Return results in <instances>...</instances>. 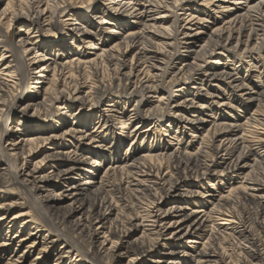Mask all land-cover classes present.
<instances>
[{
  "label": "bare ground",
  "instance_id": "bare-ground-1",
  "mask_svg": "<svg viewBox=\"0 0 264 264\" xmlns=\"http://www.w3.org/2000/svg\"><path fill=\"white\" fill-rule=\"evenodd\" d=\"M202 2L213 6L214 17L194 5ZM211 22L216 23L206 32ZM14 23L22 25L13 42ZM112 23L110 35L104 36ZM56 30L62 36L47 41ZM205 32L203 42L194 45ZM69 36L85 43L84 48L60 60ZM258 52L264 56V0H7L0 8V165L14 175L12 182L0 177L1 186H21L42 219L48 214L62 221L74 218L70 227L77 235L54 222L49 227L66 241L59 258L73 250L86 258L73 264H264V112L255 109L244 116L235 111L264 106V80L258 75L264 64ZM246 57L254 63L241 78L237 70ZM257 65L260 73L252 70ZM216 83L224 84V95L205 88ZM189 85L194 96L176 94ZM207 97L211 103L202 102ZM155 98L158 103L150 107ZM133 100L125 123L119 113ZM75 105L87 112L84 119L83 113L78 117L80 127L55 130ZM168 113L174 115L165 117ZM209 116L214 126L192 151V141L207 128ZM228 116L232 119L225 121ZM93 117L105 130L126 137L145 136L173 118L180 130L166 133L168 142L160 153L125 152L123 165L109 166L94 187L102 165H94L91 155L56 148L69 138L95 146L87 131ZM8 118H18L16 125L5 128ZM20 118H38L39 123L25 129ZM51 118L54 122L47 124ZM129 123H134L132 129ZM256 126L261 129L254 132L253 144L250 132ZM189 133L188 143L182 142ZM239 170L241 180L231 182ZM117 174L116 191L127 195L131 185L138 199L153 198L143 206L144 213L116 211L118 203L103 178ZM187 177H216L234 185L216 202L213 193L197 191L213 206L190 209L188 199L195 191H183ZM6 192L0 189V197ZM239 203L243 215L236 210ZM12 207L13 202H0V221L13 223L22 215L29 217L21 225L34 221L29 212L10 218ZM42 226L49 224H37L30 233L37 234ZM199 230H204V239L194 241L199 244L193 251L182 249ZM126 255L128 260L121 263Z\"/></svg>",
  "mask_w": 264,
  "mask_h": 264
},
{
  "label": "rangeland",
  "instance_id": "rangeland-1",
  "mask_svg": "<svg viewBox=\"0 0 264 264\" xmlns=\"http://www.w3.org/2000/svg\"><path fill=\"white\" fill-rule=\"evenodd\" d=\"M6 1L7 0L3 1L0 8L5 6ZM198 3L197 4L195 3L194 5L199 7V9L208 10V11H211V13L213 12V6L208 5V3H206V2H204L205 5L203 4V2H202V4L201 3L198 4ZM211 8H212V10H211ZM10 9L12 10L13 7ZM212 14H213V17L216 15L215 12H213ZM215 23L211 22V24L209 26L204 28L205 31L210 32L213 29ZM21 25H22V23H20V24L14 23L12 25L10 35H11V40L13 42L18 39V32H19L18 30H19ZM115 25L113 23L109 24V26H111V27L105 29V33L103 31L104 36L110 35V32L108 30L110 28H112V26H115ZM92 29L94 31H97L96 27L92 28ZM98 30H100V29H98ZM56 32L57 33H55V34H51L46 40L50 41L53 38H56V37L60 38L62 36V31L56 30ZM206 32H205V34H202L201 38L197 39V41L194 43V45H198L199 43L203 42V40L207 34ZM97 33L101 34L102 32L98 31ZM103 34H101V35H103ZM67 41H68V43H67L68 46L66 48V51H61V50L59 51L60 54H63L62 56H60V58H61L60 60H62V59L64 60L68 56H73L74 54L78 53L79 51H81L84 48L85 43H83L81 41H77V39L73 36L67 37ZM6 44H9V43H6ZM195 47H197V46H195ZM69 52H74V53L72 54ZM257 55H256V57L258 59L260 56H263L262 52H258ZM260 58H261L260 62L264 64V56L260 57ZM251 63H254V62H253L252 58H248V57L244 58L241 64L239 63V65H241V66H239L237 72H238V75L241 76V78L244 77V75L246 73H248V69L251 68ZM255 69L257 71H254V72L260 73V67L258 65L253 67L252 70H255ZM104 75L106 78L109 77L107 72H105ZM258 75H260V77L264 80V71H261V73ZM246 78H248V76H246ZM93 80H94L93 78L90 79V81H93ZM54 82L55 81L52 78V80L50 82V86L53 85ZM45 86H47V84ZM172 87L174 89L177 86L175 84V86H172ZM43 88L40 89L41 93H43V90H44ZM205 88H209V90H211L213 93H221V95H224V88H225L224 84H221V83L217 84L216 83V85L213 87L205 86ZM227 91H229V90H227ZM195 93H196V91L194 90V88L190 87V85H189V87H187V89H184V91H179L176 94H179V95L180 94H188L190 96H194ZM196 96H198V95H196ZM206 100H207V103H211L210 101H212V99L207 97V99H202V102H206ZM157 103H158V101L155 98L154 101L151 104H149V106L153 107ZM134 104H135V102L133 100L126 105V108L123 109V111L121 108V112H123V113H119V114L123 115V116H121V120L123 122L126 123L129 120L128 117L130 115H132L131 113H133L132 108H133ZM234 104L236 105L237 103L234 102ZM260 108H258V106L256 104H253L250 107V109L247 110V112H245V111L243 112L241 110H235V111L239 112V114L242 113V115H244V116H248V115H250V114H248V112L252 113L255 109H259L263 113L264 112V106H262ZM63 109H64L63 106L61 108H59V110H58L59 113ZM32 111H33V109H31L29 111V113H31ZM80 113L81 114L83 113L82 118L84 119V115H86V113H87L86 110L79 109V105L73 106L72 109L70 110V115L67 118V120H64L63 122L61 121V123H59V125H57L53 128H55V130H58L60 132L68 126L73 125L74 127H80V124H79L80 122L78 123V117H79V115H81ZM172 115H174V113H168V114H165V117L166 116H172ZM213 116L208 117V119L210 121L207 123V128L204 130V132L202 134H200L201 136H199V137L197 136L195 138L193 137L195 139V141L194 142L192 141V143H193V148H192L193 150L192 151H194L197 148L199 142L202 141L201 140L202 135L204 133H206V131L209 128H210V130L213 128V126H214L212 123V120L214 119ZM159 117H161V115ZM85 118H86V116H85ZM230 119H232V118H230V116H228L224 120L230 121ZM17 120H18V118H16L15 120L8 118L4 123L5 128H8L9 126L16 125ZM21 120H22V122H24V123H22L23 128L27 127L28 124L33 123V122L35 125L39 123L38 118H37V120H33L31 122L25 121L26 119H24V118H22ZM54 120L55 119H52V118L49 119L47 121V124L53 123ZM243 120H245V119L243 118ZM98 121H99V118H97V117H93V119L91 118L88 121L89 125H88L87 131L90 134V137L95 139V146L94 145L93 146L85 145V144L83 145L81 143V141L76 140V139H72V138H69L72 141H70L69 139H66V140H63L61 142V144L58 142L56 145V148H58L59 150L74 149V150H77L78 152L86 154L88 156L91 155L95 159V162H94L95 164L93 163L94 165H97L98 163H100L102 165L101 167L99 166L97 171H96L97 175H96V181H95L94 187H96L100 184V177L103 176L104 171L107 168H109V166L123 165L122 163H123V161H125V156H126L125 152H127L128 154H131V153L139 152V151L144 149L145 152H151L155 155L157 153H160L161 148H163V146L166 144V141L168 138L166 133L176 134L175 132L177 130H180L177 127L178 121L173 118V120L170 122L169 125L167 124L166 126H163L161 128L159 127L156 130H152L149 134H146L145 136L141 135V137L136 138L135 135H132V136L126 137V135L120 136L118 133H114L113 131H108L107 129L105 130V128L103 127L104 126L103 122L100 121L98 123ZM40 122H42V120H40ZM118 124H119V126H121V124H123V123L119 122ZM133 124L129 123L128 126L129 127L131 126V129H132ZM35 125H33V127ZM256 128H258V127L257 126L253 127L251 130L253 133L252 132H250L251 134L249 133L251 136V139H253L252 137L256 136V133H254V132H256V131L258 132L261 129L260 127H259L260 128L259 130ZM129 130L130 129L127 128V130L125 131V134H128ZM118 131L121 132L122 129L120 128ZM253 134H254V136H253ZM207 137L204 135V138H207ZM122 138L124 139V141L121 140ZM204 138H203V140H204ZM190 139H191L190 133H189V135L186 134L183 137L182 142L188 143V140H190ZM251 143L255 144L256 139L251 140ZM87 147H90L92 151L91 152L87 151ZM162 159H163L162 162L165 163V159L164 158H162ZM2 167H4V165H0V177L1 178L4 177V178L8 179V181L12 182L13 181L12 180L13 172L7 171V174H6V172L3 171ZM241 174H242V170H239V172L234 175V179H232L231 182H234V180H241V178H240ZM118 177L119 176L117 174V176L115 175L112 178H110L109 180L103 178V185L106 187V189H108V191L111 194H113L114 199L118 203V205H117L118 209L116 211L121 212L122 214H128L132 209L133 211L140 210L141 212L144 213V211L142 210L143 206L145 205V203H147V204L149 203V205H151L152 203H150V201H152L153 198L148 197V196H144L141 199H138L137 197H135L133 195L134 190L132 189L133 186H131V185L128 187L129 193L127 195H124V194L116 191L114 189V184H116L119 181V179L117 180ZM1 184L2 183H0V189L6 188L7 195L5 197L1 196L0 202H5V203H12L13 202L14 203V207H12V210L10 213V218L13 215L18 214L20 212H29L31 215H33L34 221L32 223L31 222H25L24 225H21V223L29 217L28 215H22V216L16 217L15 222H13V223L0 221V264H6V262H9V264H73L74 262H76L78 260V258H80V260L86 259L82 255L78 256L77 250H73L72 252L66 254V256L59 258V252H61L65 249L66 241L63 237L55 235L56 230H52L51 228H49L51 223L54 222V224H56L57 227L63 228L65 226V228L69 232H71L72 234H76V232H73L71 230V227H70V224H71L72 220L74 219L73 217L68 218L66 221H62L61 216L54 215V214H48L49 217H45L44 219H42V217L39 214H37L36 205L30 201L28 194L23 192V190L21 189V186H19L16 183L10 184V182L4 184L3 186H1ZM233 185L234 184L227 183L225 180L222 181L221 178H216V177H211L210 179L209 178L203 179V181H198V180L194 179L193 177H187L186 181L183 185V191H189V190L195 191V194L192 195L188 199V205H189L190 209L194 208V209H207V210H209L211 208V206H213V205H211V202H207L206 200H203L204 197H201L200 195L196 194V192L201 191L203 193H207V192L213 193L214 195H212V196H215V198H212L213 199L212 201L216 202L221 195H226L228 190L231 187H233ZM121 196H123V197H121ZM132 199H133V201L136 202V203H134V208H130ZM144 200L146 202H144ZM137 204L140 206H138ZM242 206H243V204L239 203V206L236 207L237 212H239V214H241V215L244 214L242 211ZM144 207H148V205H146ZM113 216H115V214H113ZM46 218H47V220H46ZM48 218H49V220H48ZM250 218H251V216H250ZM254 219H255V217L252 216L251 225L256 230V232L259 234L260 229L256 225V222ZM47 221L49 223H46ZM37 224H49V226H42L43 227L42 230L39 231L37 234H31L30 231H32L34 226ZM40 228H41V226H40ZM226 231H227V233L230 232L229 230H226ZM203 232H204V230H199L197 233H195L193 235V237L191 238V241L181 244L182 249L187 250V251H193L194 250L193 245L199 244L197 242L194 243V241L195 240L196 241L197 240L202 241L204 239ZM53 238L55 239L54 242H52ZM77 241L81 244L79 239H77ZM87 248H89V247H87ZM128 257L129 256L126 255L121 263H125L128 260ZM234 258H235V260L238 261L239 256L237 253L234 254ZM103 262H108V256L103 259ZM88 264H90V263H88ZM108 264H110V263H108Z\"/></svg>",
  "mask_w": 264,
  "mask_h": 264
}]
</instances>
